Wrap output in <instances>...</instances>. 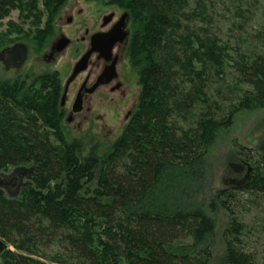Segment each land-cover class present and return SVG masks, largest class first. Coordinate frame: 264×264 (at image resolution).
<instances>
[{
	"label": "trees",
	"instance_id": "obj_1",
	"mask_svg": "<svg viewBox=\"0 0 264 264\" xmlns=\"http://www.w3.org/2000/svg\"><path fill=\"white\" fill-rule=\"evenodd\" d=\"M42 1L51 17L66 2ZM108 1L131 17L128 57L141 93L104 159L82 157L66 138L57 74L30 84L28 76L27 87L0 77V174L32 169L15 196L0 188V239L9 246L0 264H213L222 210L227 263L259 264L240 246L248 227L230 200L236 190L264 196V151L237 145L249 178L215 195L209 162L240 113L264 108V19L254 26L264 0ZM39 3L0 0V21L18 10L38 27ZM219 5L227 35L213 25ZM51 28L32 39L44 45Z\"/></svg>",
	"mask_w": 264,
	"mask_h": 264
},
{
	"label": "rangeland",
	"instance_id": "obj_2",
	"mask_svg": "<svg viewBox=\"0 0 264 264\" xmlns=\"http://www.w3.org/2000/svg\"><path fill=\"white\" fill-rule=\"evenodd\" d=\"M39 9L43 14L41 15V21L38 22V27L35 24H33L35 26L32 25V19L22 23L18 10L13 11L7 19L0 21V44L2 45L0 50L2 48L7 49L14 43L25 46V48H28L29 54L25 67L20 73L32 74L29 83H31L34 76L55 73L59 76L63 87L72 75L75 64L87 50L88 45L82 40H78L84 35L86 28L93 32L102 24L104 16L112 13L116 15L123 14L126 11L119 5L109 3L108 0H66L65 4L52 17L42 0H40ZM226 14L225 8L219 5L213 17L214 27L222 30V34L225 35L228 34L229 29ZM261 19L264 18L257 16L254 26ZM10 22L21 26L24 30L23 33H12L13 31L11 30L13 28H9ZM50 26L52 28L49 29L50 35L45 44H37L32 39L34 33L37 29L46 30ZM60 32L71 39V46L54 61L44 62V57L50 53L51 45L56 42L55 39L60 36ZM29 36L30 38H28ZM14 38H21V40H13ZM231 44L232 47L235 46L233 42ZM37 57L42 59L41 62L36 60ZM229 71L232 72V68H229ZM120 73L125 84L124 91L111 93L110 90H100L86 101L84 112L75 116L72 122H68L67 119L74 103L76 92L82 84L83 76L81 75L82 77L80 76L70 86L66 104L67 113L62 121V128L70 142H76L80 145V155L82 157L94 154L104 159L108 156L115 141L123 134L138 107L141 93L140 79L138 71L132 68L128 51L121 65ZM16 74L13 69H7L5 62L0 63V77L2 79H11ZM214 85L215 87L219 86L218 84ZM237 145L245 147V152L251 156L264 151V108L253 112L240 113L236 118L235 124L227 132L221 134L210 155L209 187L212 195L231 187L227 183L231 180H242L247 173L239 175L230 167V164L242 166L247 164L244 163L245 159L238 154L239 146ZM13 172L3 173L4 177L10 176ZM7 182L10 185L4 187V189L10 196H15L20 190L17 187V180L10 179ZM14 183L16 184L15 187L11 185ZM235 195L230 200V206L235 210L238 219L243 221L248 227L247 235L242 238L240 246L253 253L259 264H264V196L249 195L239 190H236ZM229 221L228 213L222 210L218 215L217 246L213 264H228L223 233L228 227ZM11 249L14 250V248Z\"/></svg>",
	"mask_w": 264,
	"mask_h": 264
},
{
	"label": "flooded vegetation",
	"instance_id": "obj_3",
	"mask_svg": "<svg viewBox=\"0 0 264 264\" xmlns=\"http://www.w3.org/2000/svg\"><path fill=\"white\" fill-rule=\"evenodd\" d=\"M109 17H111V18L108 19ZM71 20H70V22H72ZM115 29L121 30V32L126 34L127 37L122 41L117 40L113 49L110 52H108V50H107V47L110 44V42L108 41L106 43L105 47L102 49V51L93 53V55L90 58L89 65H88V68L86 69V71L79 74L78 77L68 86V88L66 87L67 83L64 87L62 86L61 107H62L63 120H64L66 113H67L66 112L67 111L66 110V104H67V100H68V94L70 91V86L72 84H74V82H76V80H78V78L81 75L83 76V77L81 76L82 77V84L80 85L79 89L76 92L75 100L77 98V95L79 94V91L82 88L86 89V93H85L84 101H83V109H82V111L75 113L73 111V105H74V103H73L72 107L70 109V112H69V117L67 119L68 122H72L74 120L75 116L82 114L84 112V109H85L86 101L90 97L94 96L100 90H103V89L110 90L111 93L124 91L125 84L123 83V79L121 77L120 69H121V65L123 64V62L126 58V52L128 51V46H129L131 34H132L131 17L129 15V13L127 11H124L123 14L116 15L115 13H112L108 16H104L103 20H102V24L99 25L98 29H96L95 31L92 32L89 28H86V30L84 31V35L81 36L80 38H78V40H82V42H84L88 45L87 50L85 52V53H87L92 48V40L96 35L109 33ZM64 37L67 38L62 32H60V36L55 39L56 42H54L51 45L50 53L44 57V62L54 61L69 46H71L72 42H70L69 46L63 52H61V53L58 52L57 44L59 43L60 40L64 39ZM68 39L71 40L70 38H68ZM13 40H21V38H17V39L14 38ZM99 40H103V39H99ZM104 40H107V38ZM23 49H26V56L24 59L22 58V54H23L22 50ZM28 54H29L28 48H25V46H21L18 43H14L12 46L7 47V49L2 48L0 50V63L5 62V65H7V69H10V70L13 69L17 73L15 75V77H13L11 79L8 78L7 80H16L17 81V79H21V80H18L21 84V87L22 86L27 87L25 80H27L26 78L28 76L31 77V75H32L30 73H26V74L20 73L23 71V69L25 67L26 61L28 59ZM93 59H95V60L93 61ZM36 60L38 62H41L42 59L37 57ZM105 70H110V71L112 70L110 75L106 77L107 79L112 78L111 81L109 83L103 85V86H100L94 93H92V94L88 93V90L91 89L96 84L99 76H101ZM42 75H44V74H42ZM34 77H37V76H34ZM28 84H30V83H28ZM65 93H66V100H65V103L62 104V98L64 97ZM75 100H74V102H75ZM244 163H246V161H244ZM248 166L249 165L246 164L245 166H243L244 170L241 173H237V174L241 175V174H244L245 172H247L245 174V176L242 178V180H245L247 177L248 170H249ZM25 179H24V181H25ZM242 180H231L227 184H230L231 187H236V186L243 184L244 181L241 182ZM24 181H23V183H24ZM23 183H20L17 187L20 188L23 185Z\"/></svg>",
	"mask_w": 264,
	"mask_h": 264
},
{
	"label": "water",
	"instance_id": "obj_4",
	"mask_svg": "<svg viewBox=\"0 0 264 264\" xmlns=\"http://www.w3.org/2000/svg\"><path fill=\"white\" fill-rule=\"evenodd\" d=\"M110 18L111 17H109L108 19H110ZM126 37H127V35L122 33L121 30H118V29H115L109 33L96 35L92 40V48L87 53H85L83 55V57L76 63V65L73 69V73L70 76L69 80L67 81L66 87L68 88V86L78 77L79 74L86 71V69L88 68V65H89L90 58L94 52L102 51V49L105 47V45L108 41L110 42V44L108 45L107 50H108V52H110L113 49L117 40L122 41ZM106 38H107V40H104ZM99 39H103V40H99ZM70 42H71V40H69L68 38H65V37H64V39L60 40L59 43L57 44L58 52L59 53L63 52L69 46ZM22 52H23L22 58L24 59L26 56V49H23ZM111 72H112V70L111 71L105 70L103 72V74L101 76H99L96 84L91 89L88 90V93L92 94L100 86H103V85L109 83L112 78L107 79L106 77L109 76ZM85 93H86V89H84V88H82L79 91V94L77 95V98H76L74 105H73V111L75 113L82 111ZM65 100H66V93H65L64 97L62 98V104L65 103ZM230 167L235 173H241L244 170V167L242 165H239V164H230ZM251 171H252V168H251V166H249L248 174H247V177L244 180L243 184L249 178ZM31 173H32V169H28V168H24V167L17 168L10 176H7V177H4V174L2 173V174H0V188H4V187H7L8 185H10V183L7 182V180H10V179L11 180H17V182H18L17 184L19 185L20 183H23L24 179L26 177H28ZM13 186H16V184L14 183ZM7 249H9V246L3 240L0 239V256Z\"/></svg>",
	"mask_w": 264,
	"mask_h": 264
}]
</instances>
